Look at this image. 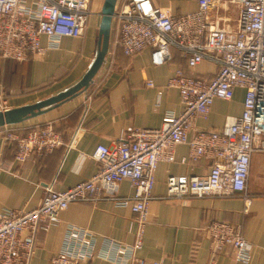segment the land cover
Segmentation results:
<instances>
[{
  "label": "built area",
  "instance_id": "obj_1",
  "mask_svg": "<svg viewBox=\"0 0 264 264\" xmlns=\"http://www.w3.org/2000/svg\"><path fill=\"white\" fill-rule=\"evenodd\" d=\"M220 1L195 0L196 10L180 16L156 8L151 0H122L115 7L111 23L115 44L124 56L132 57L150 48L152 63L159 66L169 58L170 48H176L186 57L188 68L194 69L206 60L217 70L208 78L177 69L167 85L179 94V113H166L159 128L128 126L113 145H99L92 154L99 168L89 179L62 191L46 186L41 203L32 210H3L0 264H29L38 230H47L71 203L103 200L130 208L136 224L133 244L104 240L102 249L96 252L92 233L67 226L61 248L48 264H82L94 256L117 264H145L136 252L142 247L148 207L154 198L155 173L160 162L175 160L178 145L188 147L183 163L204 158L211 162L210 170L203 176H168L162 199L241 193L248 204L251 156L264 152V0H228L238 7L232 26L210 16ZM90 2L0 0V58L26 62L58 48L62 38L81 37L91 15ZM146 85L152 87L153 83L147 81ZM237 88L244 90L242 114L218 129H196L197 120L209 117L213 102L230 101ZM7 109L0 96V111ZM5 130L3 146L14 148L17 164L45 156L64 144L51 122L34 124L25 135L16 129ZM122 181L129 182L131 196L119 195ZM205 231L210 244L207 264H218V256L227 248L236 261H250L252 245L243 238L240 226L213 221ZM24 232L30 233V239L23 238Z\"/></svg>",
  "mask_w": 264,
  "mask_h": 264
},
{
  "label": "crops",
  "instance_id": "obj_2",
  "mask_svg": "<svg viewBox=\"0 0 264 264\" xmlns=\"http://www.w3.org/2000/svg\"><path fill=\"white\" fill-rule=\"evenodd\" d=\"M122 0H117V5ZM156 8L167 9L175 16L196 10L195 0H151ZM210 15L220 18L222 25L232 26L238 7L221 0ZM99 13L92 12L84 33L79 38H62L58 48L49 49L41 58L26 62L0 58V96L8 109L36 103L64 91L76 84L91 66L97 52ZM229 19V21H226ZM114 25L104 63L83 92L49 107L39 116L15 125L0 128V214L5 209L32 210L39 206L44 188L51 186L62 191L89 179L99 168L92 157L99 145L111 146L121 131L135 128H159L168 112L182 109L176 89L168 81L177 69L187 74L211 78L217 67L202 61L194 69L187 66L186 57L176 48L162 65H154L152 49L124 56L115 44ZM153 83L152 87L146 85ZM244 90L237 88L230 101L215 100L207 119L196 121L198 130L221 128L227 120L240 116L243 110ZM51 122L61 135L64 144L40 158L23 163L14 161V148L3 146L5 129H16L25 135L34 124ZM188 155L186 145L174 150L173 162H160L155 173L154 198L148 207L147 223L142 247L136 257L145 260L165 261L167 264H207L210 244L206 226L213 221L240 226L243 238L252 245L251 259L241 263L234 259L232 250L225 249L218 264H264V152L251 156L247 181L248 204L244 194L205 196L166 200V180L170 175L203 176L211 162L204 158L182 162ZM128 181L119 184L120 196H131ZM67 226H75L92 233L96 252L104 240L131 245L135 240L136 224L129 207L116 206L111 201L96 203L74 202L58 214L47 230L34 235V248L29 264H48L59 252ZM30 239V233H23ZM82 264H117L94 256ZM129 264V263H125Z\"/></svg>",
  "mask_w": 264,
  "mask_h": 264
},
{
  "label": "water",
  "instance_id": "obj_3",
  "mask_svg": "<svg viewBox=\"0 0 264 264\" xmlns=\"http://www.w3.org/2000/svg\"><path fill=\"white\" fill-rule=\"evenodd\" d=\"M117 0H103L100 12V23L98 31V43L96 56L82 78L72 87L59 92L47 99L38 101L33 104L20 106L17 108L0 111V128L19 124L26 120L35 118L46 111L49 107H53L63 103L64 101L76 96L86 90L92 83L93 78L104 63L109 48L111 22L115 11Z\"/></svg>",
  "mask_w": 264,
  "mask_h": 264
},
{
  "label": "rangeland",
  "instance_id": "obj_4",
  "mask_svg": "<svg viewBox=\"0 0 264 264\" xmlns=\"http://www.w3.org/2000/svg\"><path fill=\"white\" fill-rule=\"evenodd\" d=\"M103 4V0H91L90 2V11L92 12H97L99 15L97 16V20L100 21V12H101V7Z\"/></svg>",
  "mask_w": 264,
  "mask_h": 264
}]
</instances>
